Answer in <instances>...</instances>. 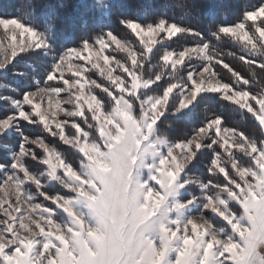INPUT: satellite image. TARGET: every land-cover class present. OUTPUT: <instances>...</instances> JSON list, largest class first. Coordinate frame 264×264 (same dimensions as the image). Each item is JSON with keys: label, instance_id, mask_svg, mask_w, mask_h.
Instances as JSON below:
<instances>
[{"label": "snow or ice", "instance_id": "1", "mask_svg": "<svg viewBox=\"0 0 264 264\" xmlns=\"http://www.w3.org/2000/svg\"><path fill=\"white\" fill-rule=\"evenodd\" d=\"M70 8L0 3V264H264V0Z\"/></svg>", "mask_w": 264, "mask_h": 264}, {"label": "trees", "instance_id": "2", "mask_svg": "<svg viewBox=\"0 0 264 264\" xmlns=\"http://www.w3.org/2000/svg\"><path fill=\"white\" fill-rule=\"evenodd\" d=\"M4 2L16 3V0H0V3H4ZM68 2L74 6V8L69 9V13H70L69 21H71V19L74 15L84 11V5L88 2V0H68ZM225 2H230V0H225ZM221 18L226 19V20H232L233 19L232 15L228 12L222 13ZM223 50L225 52H231V51L238 52V49L236 47H234L230 42L223 46ZM233 63L236 64V67H238V68L241 67V64L239 61L234 60ZM239 122L243 123L246 127L250 128V129H253L255 127V124H256V122L252 118H249V119L243 120V121H239Z\"/></svg>", "mask_w": 264, "mask_h": 264}]
</instances>
